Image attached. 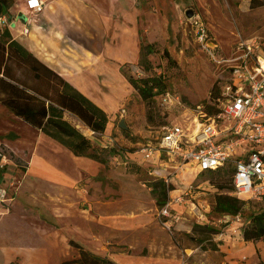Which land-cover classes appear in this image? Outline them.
<instances>
[{"label": "rangeland", "instance_id": "1", "mask_svg": "<svg viewBox=\"0 0 264 264\" xmlns=\"http://www.w3.org/2000/svg\"><path fill=\"white\" fill-rule=\"evenodd\" d=\"M19 1L15 0V9H18ZM136 6L137 14L134 15L138 19L142 42L153 43L157 52L150 56L151 71L131 65L125 66L124 71L139 77L161 76L166 89L178 95L185 107L166 110L156 98L149 113L140 94L135 91L131 114L122 112L115 121V140L112 143L117 150L116 159L113 157L108 165H102L95 172L94 169H86L85 172H94L96 176L66 188L46 181L40 175L44 168L39 166L35 170L42 178H37L35 171L28 173L29 159L22 157L27 156L24 150L28 151L29 144L33 145L35 139L30 142L29 129L26 134L17 129L21 143L8 147L0 142V172L3 170L4 173L0 182V246L28 251L25 252L27 254L33 248L45 246V235L55 232L58 250L65 249L71 240L81 241L89 247L88 235L82 236L75 228L77 225L74 226L77 218L68 219L72 226H66L62 220L65 214L83 215L82 218L87 220L86 210L91 211L95 203L106 204L103 197L109 199L112 196L111 207L119 225H126L122 224L124 221H146L145 225L138 224L135 228H118L109 241H103L104 248L96 247L97 252H102V257L108 253L115 254L116 260L113 261L117 264H179L182 256L188 259L189 264H263L264 242H246L242 232L248 223L249 213L264 210V201L248 203L238 216H226L214 210L217 195L228 193L232 188L231 174H225L232 169L231 164L213 175L201 174L196 165L188 163L183 167L184 176H180V173L170 174L171 170L167 169L168 165L176 163L164 158L166 162L163 161L162 165L161 156L168 157L163 151L156 153V159L146 160L142 150L148 145L156 146L163 127L171 122L183 126L191 123L193 117L186 110L212 101L214 85L219 90L229 79V65L237 56L236 47L240 41L256 37L264 40V6L252 8L251 0H137ZM189 10L194 12L192 18L187 17ZM194 17L199 18L206 28V43L198 39ZM166 51L169 56H166ZM115 91L120 97L127 90L118 83ZM122 120H125L127 130L119 127ZM1 138L14 139L13 136L0 135ZM39 144L38 156L46 155L60 168L68 166L65 169L75 171V176H78L77 167H82L81 162H71L65 153L56 149L47 151L49 145L44 140ZM156 173L169 178V185L173 187L169 199L174 200L180 194L176 190L185 191L193 186L191 199L186 197V202L173 205L177 208L173 213L180 219H171V231L159 217L160 208L147 185L150 181L163 179ZM222 186L223 189L220 188ZM99 196L102 199L98 200ZM6 210L13 213L1 216ZM52 214H57V227L41 221L51 219ZM202 214L204 218H201ZM213 244H217L219 250H211ZM203 246L209 247L208 250H203ZM71 248L78 252L75 247ZM3 252L0 250V264H4ZM151 255H158L161 259L158 262L143 259V256ZM73 259L71 254L59 264ZM15 264H20L19 259Z\"/></svg>", "mask_w": 264, "mask_h": 264}, {"label": "crops", "instance_id": "2", "mask_svg": "<svg viewBox=\"0 0 264 264\" xmlns=\"http://www.w3.org/2000/svg\"><path fill=\"white\" fill-rule=\"evenodd\" d=\"M42 1L44 2L43 11L34 13L27 8V0H20L19 4H17L18 9L14 8V4L8 14L1 16V18L5 17L7 21L2 22L0 20V26L8 29L14 40L18 41L28 51L59 73L70 85L107 114L109 121L102 135L95 134L94 131L90 130L73 115L66 114V119L91 139L94 146L114 147L112 142L115 140L113 138L115 121L118 120L119 115L122 116L123 111L131 114L133 108L132 100L135 99L136 94L134 88L123 74L122 69L125 67L124 65H137L140 59L142 39L139 33L138 19L134 15L136 13L137 0ZM21 13L25 21L19 18ZM118 83L127 90L120 97H117L115 93ZM17 129L25 134V131L29 132L30 130V142L32 141L31 139H35L33 145L29 144L28 151L24 150L27 156L22 157L29 159L30 169L28 173L35 171L38 175L39 171L35 170V167L44 168L40 175L44 176V179L50 184L66 188L80 180H85L87 177L96 176L93 173L102 167V164L87 157L75 156L67 147L24 122L6 106L0 104V131H2L0 135L13 136L14 138L12 140L1 138L0 142L2 144L6 143L7 146L9 145L8 147H11L10 144L16 142L21 143V135L17 132ZM42 140H44L46 145H49L47 151L53 152V149H56L65 153L71 162L75 164H80L81 162L83 164L82 167H79L81 165L77 167L78 176H75V171L66 170L65 168L68 166L60 168L58 164L51 162L46 155L45 157L38 156V147ZM12 149L21 157V154L19 155L15 148ZM162 164L164 165L163 162ZM86 169H94V172H85ZM157 176L162 178L164 175L159 173ZM180 176H184V171L180 173ZM37 178L42 177L38 175ZM175 192H180V194L175 196L178 197L184 191L176 190ZM100 198L101 196L98 197V200ZM112 199H114L112 196L109 199L103 197L102 200H105L106 204L95 203L91 211L86 210L87 220L82 218L83 215L67 216L65 214V216L64 213L62 214L65 216L62 221L64 224L66 223V226L68 224H71L70 226L73 225L70 220L68 221L69 218H77V221L73 222L74 226L77 225L75 228L76 230L78 229L82 236L88 235L87 239L90 242V246L86 247L81 241L78 242L98 255L102 254V252H97L96 247L104 248L103 241L106 239L109 241L111 235L117 233L118 228L129 226L135 228L138 227V224L145 225L146 222L142 219L136 222L124 221L122 224L126 225H119L117 215L111 207ZM172 208L177 211L176 206ZM12 213L13 211L6 210L1 216L11 215ZM52 215L51 219L40 220L48 226L50 224L57 227V214ZM37 216L40 217L38 214ZM170 222L168 221V224L172 225ZM164 226L167 227L165 224ZM51 234L45 235L44 231L45 246L42 244L40 248H33L27 254L25 252L28 251H17L15 248L1 245L0 250L3 252L4 249L3 263L11 264L19 259L20 264H59L63 260L68 259L71 254L72 258L79 257V251L75 252V249L71 248L69 243L65 249L58 250L56 243L58 235L55 232ZM132 242L135 241L132 240ZM115 256V254L108 253L107 257L116 260L114 259ZM181 258L183 259V256ZM143 259H151L158 262L161 257L151 255L149 257L143 256ZM182 259H180L179 264H181Z\"/></svg>", "mask_w": 264, "mask_h": 264}, {"label": "built area", "instance_id": "3", "mask_svg": "<svg viewBox=\"0 0 264 264\" xmlns=\"http://www.w3.org/2000/svg\"><path fill=\"white\" fill-rule=\"evenodd\" d=\"M27 8L41 13L44 2L27 0ZM0 20L7 21L5 17H0ZM193 20L199 41L206 43L208 33L204 24L197 17ZM236 52L237 56L229 65V79L212 101L186 110L193 117L187 126L173 122L164 126L157 145H148L142 153L146 160H152L156 153L163 151L168 157L161 156L162 162H166L164 158H167L176 163L167 166L170 174L183 173V167L188 163L196 165L199 173L222 170L231 164L232 188L223 194L249 203L263 202L264 40L258 37L242 40ZM158 99L166 110L176 106L185 107L181 98L170 91ZM210 106L215 109L213 113L208 110ZM162 178L169 186V178ZM192 187L190 185L176 199H169L160 209L159 217L168 229L172 227L168 221L180 219L174 215L173 205L186 202V197L191 199ZM201 218H204L203 214ZM181 264H189L188 259L183 258Z\"/></svg>", "mask_w": 264, "mask_h": 264}, {"label": "trees", "instance_id": "4", "mask_svg": "<svg viewBox=\"0 0 264 264\" xmlns=\"http://www.w3.org/2000/svg\"><path fill=\"white\" fill-rule=\"evenodd\" d=\"M14 4L15 0H0V17L8 14ZM260 6H264V0H251L252 8ZM156 52L153 43L142 42L139 62L132 67L151 71L153 65L150 56ZM165 54L169 56L168 51ZM122 71L130 85L140 94L150 113L151 103L168 91L164 79L161 76L139 77L135 73L131 75L125 72L124 68ZM217 91L215 84L211 93L212 99ZM0 104L10 109L24 122L67 147L75 156L87 157L104 166L110 163V159L117 157L115 147L94 146L91 139L66 119V114L73 115L95 134L102 135L109 121L107 114L70 85L59 73L14 40L10 31L1 26ZM208 110L210 113L215 111L211 106ZM222 170L201 174L214 175ZM3 174L2 170L0 182L3 180ZM225 174L232 176V169L227 170ZM147 185L155 196L158 207L163 208L169 201V193L173 187L168 186L163 179L150 181ZM220 188L223 189L224 186ZM248 203L221 193L216 197L214 210L219 214L238 216L244 212ZM214 230L210 231L216 233ZM242 234L246 242L259 240L264 242V210L249 213L248 223L243 226ZM70 245L79 251V257L64 261L62 264H117L108 257L91 252L76 241L71 240ZM202 248L208 250L209 247ZM210 249L219 250L217 244L211 245Z\"/></svg>", "mask_w": 264, "mask_h": 264}, {"label": "water", "instance_id": "5", "mask_svg": "<svg viewBox=\"0 0 264 264\" xmlns=\"http://www.w3.org/2000/svg\"><path fill=\"white\" fill-rule=\"evenodd\" d=\"M193 16H194V12H193L192 10H189V11L187 12V17H188V18H192ZM19 18H20L22 21H25V18L23 17V14H22V13L19 14ZM119 127L122 128V129H124V130H127V129H128L125 120H122V121L120 122Z\"/></svg>", "mask_w": 264, "mask_h": 264}]
</instances>
